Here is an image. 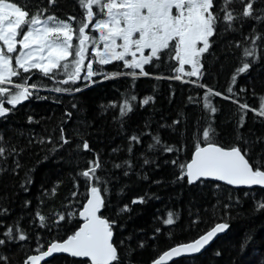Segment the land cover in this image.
<instances>
[{
  "label": "trees",
  "instance_id": "1",
  "mask_svg": "<svg viewBox=\"0 0 264 264\" xmlns=\"http://www.w3.org/2000/svg\"><path fill=\"white\" fill-rule=\"evenodd\" d=\"M23 2L48 8L47 14L61 19L81 17L77 0H57L51 6L48 0ZM221 5L222 0H214L213 12L221 18L203 54L199 80L186 75L182 80L172 78L179 63L163 54L145 66L149 75L139 76L136 70V78L127 75L132 70L119 61L93 63L98 75L75 83H60L66 79L63 74L55 80L31 74L28 83L38 86L33 95L0 117V146L6 149L0 157V240L5 241L0 258L6 259L0 264H23L81 226L78 214L89 187L79 174L97 156L101 167L96 175L105 201L102 216L114 222L119 264H151L168 248L193 241L218 223L229 228L203 253L166 264H264V209L257 207L264 203V188H236L208 180L189 183L186 176L180 178L179 165L191 160L197 144L203 145L202 131L209 125L215 130V143L239 145L242 151L247 147L250 162L264 163V117L251 111L245 115L239 109L244 103L256 108L257 98L264 96V19L257 18L264 17V0H255L253 17L237 18L231 25L222 19ZM242 7L229 5L234 15ZM89 34L98 35L91 32V25ZM256 37L261 39L253 45ZM253 47L256 55L243 57V49ZM91 54L89 47L90 58ZM243 62L250 68L233 83L231 78ZM112 73L119 75L111 77ZM199 85L221 93L210 97L215 113L205 109L206 88ZM56 87L80 91L55 92ZM147 98L151 99L144 104ZM125 100L131 110L121 116ZM84 141L89 150L83 149ZM140 197L143 202L132 203ZM169 212L172 225L164 223ZM37 213L45 218L43 224ZM60 215L65 219L59 220ZM9 227L12 238L6 235ZM20 232L25 240L15 238ZM43 264L90 262L56 255Z\"/></svg>",
  "mask_w": 264,
  "mask_h": 264
},
{
  "label": "snow or ice",
  "instance_id": "2",
  "mask_svg": "<svg viewBox=\"0 0 264 264\" xmlns=\"http://www.w3.org/2000/svg\"><path fill=\"white\" fill-rule=\"evenodd\" d=\"M56 3L57 0H48L49 6ZM233 3L243 6L238 15H234V10L229 8ZM254 3L255 0H222V19L231 25L237 18L253 17ZM77 4L81 9L79 20L76 16L58 18L55 14H47L48 8L36 7L23 0H0V117H5L33 95V90L38 87L35 83H28L33 73H40L52 80L58 74H63L66 79L60 83L68 84L81 79L91 80L98 75L93 71V63L107 65L119 61L123 62L125 68L132 70L126 74L136 78V70H139V76L149 75L144 70L145 66L154 60L159 61L163 54L179 63V67L174 69L177 75L172 78L182 80L186 75L199 80L203 67L201 57L208 51L209 38L215 34L217 21L221 18L213 12L214 0H77ZM90 25L91 32L98 35L89 34ZM256 39L261 37L252 39L253 45ZM89 47L92 49L91 58ZM146 50L149 53L147 55ZM255 55L254 47L243 49V57ZM185 65H190L191 70L185 72ZM249 68L250 64L243 62L242 67L237 68L236 74L232 76V82L235 83L237 76ZM82 72L86 73L83 77ZM117 75L119 73L110 74L111 77ZM110 76L106 75L105 78ZM14 78H19V82ZM199 86L206 88L203 96L205 109L215 113L217 109L210 97L220 96L221 93L205 85ZM53 91L78 92L80 89L56 87ZM227 92L232 93L233 88L228 87ZM150 99H145L143 103H149ZM257 99L256 108H250L247 103L235 102L245 115L247 111H251L264 117V96ZM5 104L10 107H5ZM130 110L131 105L125 100L120 107L121 116ZM243 122L241 116V125ZM214 132L211 125L202 131L203 146L197 144L190 162L179 165L182 170L180 178L186 176L189 183L202 178H214L230 185L264 186V163H257L255 160L250 162L247 147L242 151L239 145H218L212 139ZM61 139L63 143H68L63 135ZM154 139L156 144L160 143L159 137ZM131 140L138 142L139 138L132 136ZM82 147L89 150L88 142L84 141ZM166 150L171 152L173 149ZM5 152L6 149L0 146V157ZM89 165L87 170L79 174L85 178V184L89 187L87 202L82 205L83 210L78 214L84 223L62 242H50L47 250L39 256H29L24 264H38L53 253L88 258L90 264H119L118 249L113 243L114 222L100 215L105 201L99 186L100 177L96 175L97 169L101 167L99 157L89 162ZM137 202H143V197L139 201H132ZM257 207L264 209V203ZM123 210H128L127 206ZM37 216L43 224L45 218L39 213ZM64 219L63 215L59 216V220ZM164 223H174L173 213H168ZM228 228L227 223H218L195 240L164 251L153 264H164L174 257L199 253L218 233ZM6 235L12 238L13 228L9 227ZM15 238L21 241L26 239L22 232ZM4 243V240H0V245Z\"/></svg>",
  "mask_w": 264,
  "mask_h": 264
},
{
  "label": "water",
  "instance_id": "3",
  "mask_svg": "<svg viewBox=\"0 0 264 264\" xmlns=\"http://www.w3.org/2000/svg\"><path fill=\"white\" fill-rule=\"evenodd\" d=\"M203 146V145H202ZM195 152V151H194ZM194 152H193V154H194ZM193 154H192V156H193ZM192 158V157H191ZM190 162V161H189ZM202 180H208V181H216V182H220V183H224V184H227L225 181H220V180H217V179H214V178H202L201 180H199V181H202ZM196 182H198V181H196ZM196 182H194V183H196ZM227 185H230V184H227ZM230 186H233V187H236V188H264V186H261V185H251V186H249V185H230ZM88 196H89V194H88ZM87 202V201H86ZM86 202H85V204H86ZM103 209V208H102ZM102 209H101V213H100V215H102ZM83 210V208L81 209V211ZM104 217V216H103ZM105 218V217H104ZM80 219H81V221H82V223H81V226H82V224L84 223V221H83V218L82 217H80ZM215 226V225H214ZM213 226V227H214ZM211 229V228H210ZM209 229V230H210ZM78 230V229H77ZM227 230L228 229H226L224 232H221V233H218L217 234V236L207 245V246H205V248L204 249H202L199 253H195V254H185V255H181L180 257H174V258H172L171 260H168V261H165L164 262V264H166V263H168V262H171V261H173V260H176V259H178V258H182V257H191V256H195V255H198V254H201V253H203L218 237H220V236H222V235H224L226 232H227ZM203 235V234H202ZM195 240V239H194ZM63 240H61V241H54V242H62ZM186 243H188V242H186ZM182 244V243H181ZM177 245H179V244H177ZM50 246V245H49ZM48 246V247H49ZM174 246H176V245H174ZM174 246H172V247H174ZM47 247V248H48ZM47 248L44 250V251H46L47 250ZM171 248V247H170ZM170 248H168L167 250H169ZM166 251V250H165ZM41 252H43V251H41ZM41 252H39V253H36V254H32V255H30V256H33V255H36V256H39L40 254H41ZM163 254V253H162ZM162 254H160V255H162ZM56 255H66V256H70V257H73V256H71L70 254H68V253H53L51 256H48V257H45L44 259H42V260H40L39 262H38V264H43L45 261H47L48 259H50L51 257H53V256H56ZM159 255V256H160ZM159 256L157 257V258H155L154 260H153V262L156 260V259H158L159 258ZM74 258H78V259H84V260H88L89 261V259L88 258H79V257H74ZM26 260H27V258H26ZM25 260V261H26ZM90 262V261H89ZM153 262L151 263V264H153ZM24 264V263H23ZM29 264H30V262H29Z\"/></svg>",
  "mask_w": 264,
  "mask_h": 264
},
{
  "label": "rangeland",
  "instance_id": "4",
  "mask_svg": "<svg viewBox=\"0 0 264 264\" xmlns=\"http://www.w3.org/2000/svg\"><path fill=\"white\" fill-rule=\"evenodd\" d=\"M173 11H174V13H175V9H174ZM209 43H210V38H209ZM147 54H149V53H148V50L145 51V55H147ZM202 57H203V55H202ZM202 57H201V64H202ZM185 66H186V65H185ZM185 66H184V70H185ZM188 66H189V70H188V71H190V70H191V66H190V65H188ZM188 71H187V72H188Z\"/></svg>",
  "mask_w": 264,
  "mask_h": 264
},
{
  "label": "bare ground",
  "instance_id": "5",
  "mask_svg": "<svg viewBox=\"0 0 264 264\" xmlns=\"http://www.w3.org/2000/svg\"><path fill=\"white\" fill-rule=\"evenodd\" d=\"M191 242V241H190ZM186 243V242H185Z\"/></svg>",
  "mask_w": 264,
  "mask_h": 264
}]
</instances>
